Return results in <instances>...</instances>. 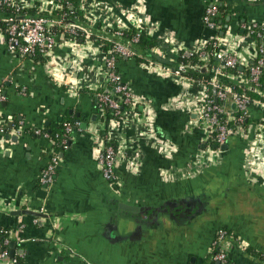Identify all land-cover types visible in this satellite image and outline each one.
Listing matches in <instances>:
<instances>
[{
    "label": "crops",
    "instance_id": "0c3cea01",
    "mask_svg": "<svg viewBox=\"0 0 264 264\" xmlns=\"http://www.w3.org/2000/svg\"><path fill=\"white\" fill-rule=\"evenodd\" d=\"M19 2L31 16L55 12L56 0ZM212 5L224 8L217 30L204 23ZM77 12L72 23L89 37L59 28L46 57L11 51L0 30V230L15 245L4 264L15 256L24 264H221V252L227 264H264V101L253 100L246 130L218 149L202 115L208 89L190 77L212 74L216 54L227 51L239 71H223L222 82L246 88L235 83H248L264 49V36L249 31L264 25V0H79ZM138 28L156 45L116 59L134 104L106 121L97 95L112 93L107 45L120 41L117 31ZM208 45L203 65L180 62ZM235 110L225 106L229 118ZM66 123L61 152L33 132ZM106 144L118 155L112 182L99 164ZM55 154L53 184L41 197Z\"/></svg>",
    "mask_w": 264,
    "mask_h": 264
},
{
    "label": "built area",
    "instance_id": "2783aa9c",
    "mask_svg": "<svg viewBox=\"0 0 264 264\" xmlns=\"http://www.w3.org/2000/svg\"><path fill=\"white\" fill-rule=\"evenodd\" d=\"M73 1L74 0H56L54 11H63L64 7L72 6ZM22 6L23 5H21L19 0H0V12L6 9H11L13 12L10 16L3 18L0 17V22L7 25V30H5V32L7 34L9 48L11 51L18 53L21 56L36 55L37 52H40L43 57H46L51 50L55 49V46L57 45V32L52 30L53 27L64 28V30L73 38H77L78 36L89 37L85 27L78 26L74 23L65 24L64 16L66 14L61 17L62 19L54 18L53 15H23V13H21L23 11ZM218 15L219 10L216 5L208 6L204 16V23L206 27L211 30H217V25L215 24L214 19ZM259 27L262 28V31L257 30ZM137 30H141V28H138ZM249 31L250 34H255L258 41H262L264 36V25H251L249 27ZM115 34L117 38L122 37L123 35L120 31H117ZM139 40L140 33L137 32L129 45L117 43L111 48L110 56L106 59V69L109 75V81L112 84V93H101L97 95V105L100 110H104L108 107L114 111L116 116L121 117L124 112L122 104L125 105L126 108L131 107L134 104L132 92L123 82L121 75L116 71V59L118 57L135 58L138 50L136 45L139 43ZM211 45L217 47L216 41ZM259 52L262 57L248 69V83H252L256 87H260V80L264 70V49L262 44L260 45ZM195 54H197L201 60L209 57L206 52V48H200V50L193 51L189 55L193 56ZM216 58L220 64L212 72V78L207 84L215 90L216 95L215 99L207 97L203 104L202 115L209 128L210 135H214L215 144L222 146L228 142L231 135H233L236 129L241 127L244 121H248L250 106L253 101L246 93H240L235 89L226 86L220 79V77L223 76L222 68L235 69L239 67L240 62L238 58L227 51L218 52L216 54ZM198 68L200 69L201 67L199 66ZM175 73L179 75V71H176ZM115 96H119L121 98V102L116 100L114 98ZM230 103L234 104L236 108L235 114L231 118L228 117V113L225 111V106ZM222 116L225 117L224 121L221 120ZM64 129L68 134L71 132L72 125L70 123H66L64 125ZM0 131L4 132V129H1ZM33 132L36 135L50 138L47 133H43L41 130L35 129ZM117 158L118 155L116 148L111 144H106L104 151L99 156V164L101 166L102 175L104 179L110 182L114 181L115 178V165L117 163ZM58 163L59 156L55 154L47 168L43 171L40 179L41 184L47 187L53 184V175ZM225 235L226 232L222 231L219 239L221 240ZM7 244L8 241H5V245ZM7 255L8 251H1L0 262L4 261L8 257ZM214 260L219 261L221 264L228 263L227 255L223 252L216 254L214 256ZM13 264L24 263L13 260Z\"/></svg>",
    "mask_w": 264,
    "mask_h": 264
},
{
    "label": "trees",
    "instance_id": "16d2710c",
    "mask_svg": "<svg viewBox=\"0 0 264 264\" xmlns=\"http://www.w3.org/2000/svg\"><path fill=\"white\" fill-rule=\"evenodd\" d=\"M78 1L79 0H74L73 1V4L72 6H68V7H64V10L63 11H58V12H54L52 15L54 18H59V19H62L61 17H63L64 14H66L64 16V23L66 24L67 22L68 23H72V22H76V20L78 19V16H79V12H77V6H78ZM72 7V8H71ZM218 7V10H219V13L221 14L222 11H224V8L222 7ZM12 10L11 9H6L2 12H0V17L3 18V17H7V16H10L12 14ZM21 13H23V15H28L26 14V11H22ZM31 16V15H29ZM221 18L220 17H216L214 19L215 21V24L216 25H219V22H220ZM60 27H53V31L54 30H57L59 29ZM0 30H7V25L0 22ZM61 30V29H60ZM257 30L259 31H262V28L259 27L257 28ZM139 32L140 33V40H139V43L136 45V48H141V49H145V48H152L156 45V42L153 38H151L147 32L141 28V30H130V31H127V32H123V35L122 37H118V39L120 41H117V42H111L109 43V45H107V49H109V46H111L110 48L113 47V45L117 44V43H121V44H124L126 45V43L130 44L133 37L136 35V33ZM66 36H70V35H67ZM80 36H78L79 38ZM81 37H84V36H81ZM91 37L92 38H95L94 35L91 34ZM206 52L208 53H211L212 52V46L211 45H208L206 47ZM36 57H43L42 53L40 52H37ZM262 55L259 54L258 56V59L261 58ZM180 62L184 65H190V66H197V65H203L202 61H200L199 59V56L197 54L193 55V56H187V55H183L180 59ZM222 70L225 72V73H232V74H235V73H238L239 71V67L235 68V69H229V68H222ZM117 71V69H116ZM118 72V71H117ZM190 77H192L194 80H201L203 81V83L207 86L208 88V95H210V98L212 99H215V90L211 87H209L207 84L208 82L210 81V79L212 78V74H206L204 72L200 73V71L198 73H192L190 75ZM249 77V76H248ZM223 83V82H222ZM226 84V83H225ZM231 88L235 89L236 91L240 92V93H246L249 98L253 101L254 99L256 98H260L261 100L264 101V97L261 96L259 93H257L256 91H253V90H249L247 88L243 89L241 87H237V86H234L232 84H230ZM229 87V86H228ZM262 90H264V72L261 76V80H260V87ZM110 93V92H109ZM116 100H118L119 102H121V98L119 96H115L114 97ZM219 102V101H218ZM222 105H226V104H222ZM123 108L125 109L126 106L123 105ZM123 109V110H124ZM105 114H104V118L106 121H109L111 119H115V118H119V116H116L114 111H112V109L106 107L105 109ZM221 120H225V117L222 116L221 117ZM71 122V121H70ZM248 125V121H244V123L241 125V127L243 129H246ZM230 126V124H229ZM51 138L52 141H54L55 145H56V149H55V152H61L62 150H64L65 146H66V142L68 140V137L65 133V129H64V125L62 124V126L57 129V130H54L53 132H47ZM211 141L213 143V145L215 144V141H214V135L211 136ZM211 143V144H212ZM9 239V235H8V232L4 231V230H0V252L1 251H8V255L9 256V252L11 250L10 246H11V243H8L7 245H5V241H7ZM14 260H17L18 262H22L21 261V258L19 256H15L13 258ZM9 260V258L7 257L5 261ZM264 260V258H263ZM262 260V261H263ZM5 261H1L0 264H4ZM229 262V261H228ZM264 263V261H263ZM215 264V263H213Z\"/></svg>",
    "mask_w": 264,
    "mask_h": 264
},
{
    "label": "water",
    "instance_id": "95a60500",
    "mask_svg": "<svg viewBox=\"0 0 264 264\" xmlns=\"http://www.w3.org/2000/svg\"><path fill=\"white\" fill-rule=\"evenodd\" d=\"M205 69H202V72L204 71ZM186 72V71H185ZM222 81L224 80L223 78H220ZM225 81V80H224ZM235 84H238V85H244L246 88H248V89H251V90H253V91H256V92H258V93H262L263 95H264V90H262L261 88H259V87H256L254 84H252V83H235ZM1 95H6V93L5 92H2V94ZM215 148H218V149H226L227 148V144H225V145H222V146H218V145H215ZM47 186H45L44 187V189L43 190H40V194H41V197H44V196H46L47 195ZM120 209L121 210H123V211H130V212H137V208H135V207H133V206H129V205H125V204H122V205H120ZM139 211H141V213L143 212V210H139ZM15 247V245H14V243H12L11 244V246H10V248H11V251H10V253H9V257H13L14 256V248Z\"/></svg>",
    "mask_w": 264,
    "mask_h": 264
}]
</instances>
